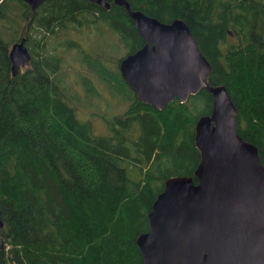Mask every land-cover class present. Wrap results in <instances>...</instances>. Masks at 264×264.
I'll return each mask as SVG.
<instances>
[{
	"label": "trees",
	"instance_id": "obj_1",
	"mask_svg": "<svg viewBox=\"0 0 264 264\" xmlns=\"http://www.w3.org/2000/svg\"><path fill=\"white\" fill-rule=\"evenodd\" d=\"M125 1L160 22H184L210 66L208 83L225 87L236 133L264 167V0ZM108 2L107 10L87 0L30 9L0 0V264H141L134 239L152 201L166 178L191 176L197 164L193 126L210 113V95L200 89L156 110L121 77L129 95L112 86L119 59L143 40L123 6ZM84 29L103 45L86 49ZM22 37L29 60L11 76L9 47ZM69 51L74 71L92 73L125 104L117 114L104 105L102 134L77 109L100 98L91 75L76 73L78 92L61 72Z\"/></svg>",
	"mask_w": 264,
	"mask_h": 264
},
{
	"label": "water",
	"instance_id": "obj_2",
	"mask_svg": "<svg viewBox=\"0 0 264 264\" xmlns=\"http://www.w3.org/2000/svg\"><path fill=\"white\" fill-rule=\"evenodd\" d=\"M44 0H23L35 9ZM107 10L108 0H87ZM123 6L143 44L121 57L117 70L137 100L156 110L204 89L208 115L193 126L198 161L191 176L164 180L146 214L147 229L134 243L141 264H264V167L256 147L235 130V107L222 85H210V66L188 27L163 23L125 0ZM10 74L29 60L24 38L9 47ZM1 226V221H0Z\"/></svg>",
	"mask_w": 264,
	"mask_h": 264
},
{
	"label": "rangeland",
	"instance_id": "obj_3",
	"mask_svg": "<svg viewBox=\"0 0 264 264\" xmlns=\"http://www.w3.org/2000/svg\"><path fill=\"white\" fill-rule=\"evenodd\" d=\"M79 35L80 41L84 44V47L88 49V47H96V46H102L103 43L101 42L100 38H94V31L90 29H84L82 30ZM83 35V36H82ZM112 40V37L109 38ZM102 53L104 54H109L113 51V49H110L108 47H103L99 49ZM116 53V52H115ZM122 52L117 54L119 57ZM64 61L66 62L67 66H64L61 69V72L64 75L65 81L70 83L73 87L77 88V91L80 92L81 90L78 87L77 84V78L75 75L76 73H85V75H91L90 79L92 80V83L94 85V88L96 91L99 92L100 98H94V97H89L88 102L84 105L82 102L79 103L77 109L79 116L82 117L83 119L89 120L91 122V127L92 131L95 134H102L105 132V126L103 122L100 121L98 115L100 112L104 110V105H106V109L110 114H117L120 113L124 110L125 104L120 103L117 99L121 97L117 93H114L116 97L112 98L110 96L106 89L103 87V82L99 81V79H96V77L92 74L89 73L88 71H84L83 69H78L77 71H74L73 68H76V66H80L77 63V58L74 54V51H69L65 55ZM72 68H71V67ZM116 71L117 70V65H116ZM120 76L112 77L110 78V83L112 86L118 88L121 92L125 93L124 95H129V90L125 84L120 82ZM97 104L96 108L94 106ZM111 105V106H110ZM91 113V114H90Z\"/></svg>",
	"mask_w": 264,
	"mask_h": 264
}]
</instances>
